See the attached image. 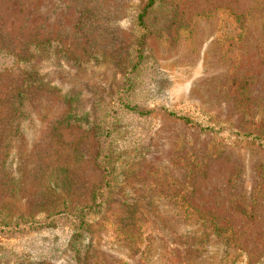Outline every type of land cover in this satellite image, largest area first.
Segmentation results:
<instances>
[{
  "label": "rangeland",
  "instance_id": "374dc122",
  "mask_svg": "<svg viewBox=\"0 0 264 264\" xmlns=\"http://www.w3.org/2000/svg\"><path fill=\"white\" fill-rule=\"evenodd\" d=\"M144 3L0 0V219L48 225L0 233V264H264V148L228 132L264 119V0H156L127 74ZM106 181L84 229L48 220Z\"/></svg>",
  "mask_w": 264,
  "mask_h": 264
},
{
  "label": "trees",
  "instance_id": "16d2710c",
  "mask_svg": "<svg viewBox=\"0 0 264 264\" xmlns=\"http://www.w3.org/2000/svg\"><path fill=\"white\" fill-rule=\"evenodd\" d=\"M156 0H145V3L143 6L137 11V13L134 16V22H135V28L137 32L136 42L133 47V64L129 67V71L127 74H131L133 71H135L136 67L141 62L143 56H142V49L144 46V39L147 36V29L146 25L144 23V18L146 17L148 11L153 7ZM132 89H123L120 93V99L116 100V106L113 107V109H119L120 111H123L124 113L131 114L135 117H143L148 115L149 113L146 111H140V109L137 106L131 105L130 101L128 99L127 92L131 91ZM240 92V91H239ZM93 107H95L93 105ZM92 113V111L90 112ZM163 113L170 118L177 119L181 121L185 126L188 127H194L198 128L201 132H212L213 134L220 133L223 130V127H220L219 125L210 124L209 122L205 121L202 117L203 115L200 114L201 121L199 119L190 118L186 115H183L178 112L170 111L163 109ZM109 115V114H108ZM75 119L78 120L77 123L83 124V126L91 127V122L87 120V118H83L82 114H75ZM115 121H109V124L105 125L104 130L101 131L100 134H108L110 132L111 124H114ZM110 125V127H109ZM232 135L240 137V139L248 142L250 145H256L257 147L264 148V119H256L254 117H251L249 114L245 113L244 123H243V130L242 131H228ZM106 156L105 158H103ZM102 160H108V155H103ZM109 161L104 162L102 166L103 172H105L104 178L106 179L107 174L109 173V165L107 164ZM107 164V165H106ZM112 187V188H110ZM114 186L112 184H109V182H105L102 186L97 187L92 192V203L88 207H79L75 211H65V210H58L54 212L51 216L47 217L49 221L51 222H57L58 219H67V222L69 225L72 226V230L75 229H84L86 223L84 222L86 220V216L93 215L96 213V211L99 209L100 202L102 199L103 194H107L113 191ZM13 226L10 228H7L5 223H3L2 219H0V233L2 232H12V231H18L19 229L27 228H47V223H39V222H26L23 223L22 226L19 225L16 221L12 222ZM82 227V228H81Z\"/></svg>",
  "mask_w": 264,
  "mask_h": 264
}]
</instances>
